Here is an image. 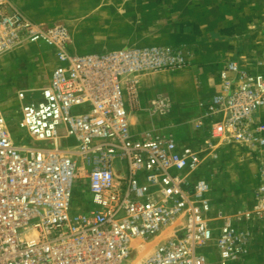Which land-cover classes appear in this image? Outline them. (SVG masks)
<instances>
[{
	"label": "built area",
	"instance_id": "built-area-1",
	"mask_svg": "<svg viewBox=\"0 0 264 264\" xmlns=\"http://www.w3.org/2000/svg\"><path fill=\"white\" fill-rule=\"evenodd\" d=\"M5 2L0 57L40 44L53 51L55 66L39 101L25 103L26 94L18 95L24 139L13 137L0 108V264H122L133 243L142 247L170 226L172 233L140 264L242 259L248 232L231 223L213 228L210 183L200 168L202 153L217 157L220 146L264 149V71L227 61L220 91L201 101L194 120L207 137L203 150L182 149L172 134L132 131L129 116L142 107L138 74L184 67L183 47L72 53L65 25L38 24ZM148 99L152 115L174 112L169 94ZM69 139L73 143L64 148ZM76 182L89 193L85 209L73 207ZM263 193L247 216H264ZM213 241L216 260L208 250L198 252Z\"/></svg>",
	"mask_w": 264,
	"mask_h": 264
},
{
	"label": "rangeland",
	"instance_id": "rangeland-1",
	"mask_svg": "<svg viewBox=\"0 0 264 264\" xmlns=\"http://www.w3.org/2000/svg\"><path fill=\"white\" fill-rule=\"evenodd\" d=\"M5 1L7 8L21 11L38 24L65 25L70 36L69 49L78 54L146 46H181L188 57L190 50L199 44L195 45L189 37L196 21L202 23L209 34L216 27L221 30L222 25H231L236 35L229 49L233 59L244 69L264 71V0ZM187 61V65L175 70L139 73L137 84L142 107L134 109L140 115L135 131L172 134L180 148L202 151L207 137L196 129L194 120L200 114L198 109L204 98L198 103L189 100L194 94L189 80L190 60L187 58ZM54 66L53 51L40 44H25L0 57V108L17 141L26 135L18 126L22 104L18 95L21 91L26 94L25 103L39 101ZM214 83L212 80L211 84ZM157 93H167L173 98L175 109L170 116L151 114L148 98ZM82 109L76 108L73 112L79 113ZM24 142L30 143V139ZM72 143V139L65 140L63 147ZM216 154L217 157L212 151H204L200 168V174L210 183L209 198L213 206L209 220L214 229L231 223L248 232L247 252L232 264H264V216H247L258 204V191L264 188V149L255 152L241 145H224ZM89 201L86 187L76 182L73 207L85 209ZM173 227L142 242L143 248H133L131 256L122 264H140L160 240L172 233ZM206 250L217 259L214 241L198 252Z\"/></svg>",
	"mask_w": 264,
	"mask_h": 264
},
{
	"label": "crops",
	"instance_id": "crops-1",
	"mask_svg": "<svg viewBox=\"0 0 264 264\" xmlns=\"http://www.w3.org/2000/svg\"><path fill=\"white\" fill-rule=\"evenodd\" d=\"M222 26L221 30L216 27L217 29L209 34L205 32L204 25L196 21L190 31V39L195 42V45L199 43L188 54V59L190 60L189 80H191L194 94L193 99L189 98L190 101L198 103L200 99L211 97L221 89L219 72L227 61L233 59V53L229 49L236 39L231 25ZM202 39L204 41H200ZM212 80L215 81L214 85L211 84ZM198 110L200 113L201 107ZM137 114L139 115V111L137 112V110L133 109L129 116L133 131L137 129L136 122L140 120V115L138 116Z\"/></svg>",
	"mask_w": 264,
	"mask_h": 264
},
{
	"label": "bare ground",
	"instance_id": "bare-ground-1",
	"mask_svg": "<svg viewBox=\"0 0 264 264\" xmlns=\"http://www.w3.org/2000/svg\"><path fill=\"white\" fill-rule=\"evenodd\" d=\"M138 245H139V244H137V243H133V246H134V247H137ZM144 246H145V245H144ZM144 246H143V247H144Z\"/></svg>",
	"mask_w": 264,
	"mask_h": 264
}]
</instances>
